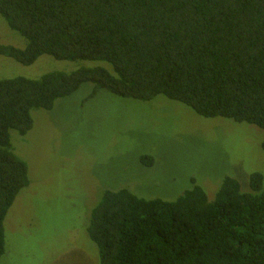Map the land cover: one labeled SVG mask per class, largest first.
I'll return each mask as SVG.
<instances>
[{
	"label": "trees",
	"instance_id": "trees-1",
	"mask_svg": "<svg viewBox=\"0 0 264 264\" xmlns=\"http://www.w3.org/2000/svg\"><path fill=\"white\" fill-rule=\"evenodd\" d=\"M0 17L11 37L0 57L22 66L42 56L81 64L36 80L0 79V264L8 211L29 185L11 132L24 137L33 111L48 112L91 85L88 98L164 97L204 119L264 132V0H0ZM14 34L23 48L11 45ZM140 162L154 165L150 156ZM249 187L243 193L226 177L211 201L198 186L172 201L100 189L85 229L97 264H264L259 174Z\"/></svg>",
	"mask_w": 264,
	"mask_h": 264
},
{
	"label": "rangeland",
	"instance_id": "rangeland-1",
	"mask_svg": "<svg viewBox=\"0 0 264 264\" xmlns=\"http://www.w3.org/2000/svg\"><path fill=\"white\" fill-rule=\"evenodd\" d=\"M1 21L0 44L11 38ZM15 36L11 45L23 48ZM79 66L49 56L31 66L0 57V79L36 80ZM91 88L57 100L48 112L33 111L24 137L11 132L29 185L8 211L1 264H97L98 249L85 229L100 189L172 201L198 186L211 201L226 177L247 193L250 176L259 174L264 190V132L258 128L204 119L164 97L141 102L100 91L88 98ZM144 156L154 159L152 167L141 164Z\"/></svg>",
	"mask_w": 264,
	"mask_h": 264
}]
</instances>
